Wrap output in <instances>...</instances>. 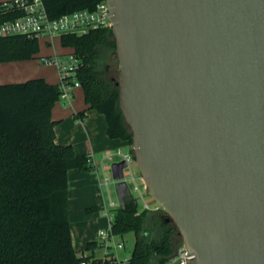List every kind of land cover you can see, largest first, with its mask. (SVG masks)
<instances>
[{
	"label": "water",
	"instance_id": "1",
	"mask_svg": "<svg viewBox=\"0 0 264 264\" xmlns=\"http://www.w3.org/2000/svg\"><path fill=\"white\" fill-rule=\"evenodd\" d=\"M106 1L135 163L189 264H264V0Z\"/></svg>",
	"mask_w": 264,
	"mask_h": 264
},
{
	"label": "trees",
	"instance_id": "2",
	"mask_svg": "<svg viewBox=\"0 0 264 264\" xmlns=\"http://www.w3.org/2000/svg\"><path fill=\"white\" fill-rule=\"evenodd\" d=\"M51 19L80 10H92L103 0H41ZM24 15L0 5V24ZM61 45L81 60L75 74L87 108L103 115L107 136L133 144L132 131L119 107V62L109 28L84 35L64 34ZM40 52L36 38L17 35L0 38V64L31 61ZM65 54V53H64ZM115 66L110 67L109 61ZM113 74L111 77L110 75ZM61 101L58 84L45 78L22 83L0 82V264H81L84 252L74 246L69 219V171L91 172L90 157L77 155L71 145L56 142L53 110ZM133 152V151H132ZM118 209L114 233L136 237L129 264H164L182 245L178 228L166 222L164 210L140 211L133 198ZM102 206L87 209L95 213ZM95 241L87 244L93 248Z\"/></svg>",
	"mask_w": 264,
	"mask_h": 264
},
{
	"label": "built area",
	"instance_id": "3",
	"mask_svg": "<svg viewBox=\"0 0 264 264\" xmlns=\"http://www.w3.org/2000/svg\"><path fill=\"white\" fill-rule=\"evenodd\" d=\"M9 8L20 9L24 15L11 21L0 24V38L9 36L25 35L42 41L44 44H51V38L55 35L77 34L84 35L91 30L99 28L111 29L113 23L110 19V6L106 0L99 2L92 10H80L51 19L41 0H12L5 3ZM67 59V61H66ZM40 62L46 65H54L59 74V88L61 90V100L70 102L75 96V92L80 88V83L75 79V74L81 66V60L74 53L57 54L54 56H45L40 58ZM121 156V160L128 163L125 170L124 180L128 183L132 198L136 199L142 210L160 211L163 210L160 205L151 207L144 200V196L138 185L137 178L132 175L127 177V170L135 162L134 154L123 152L119 149L116 154ZM117 181L105 178L104 185L109 188L112 183ZM138 192V196H133ZM120 208V202L117 199L109 198L102 205L101 211L106 218V225L100 230L96 245L93 248L85 249L84 259L81 264H129L131 257L125 256L124 241L120 240L121 235L114 233V221L116 213ZM193 255L186 249L184 244L170 256L164 264H189Z\"/></svg>",
	"mask_w": 264,
	"mask_h": 264
},
{
	"label": "crops",
	"instance_id": "4",
	"mask_svg": "<svg viewBox=\"0 0 264 264\" xmlns=\"http://www.w3.org/2000/svg\"><path fill=\"white\" fill-rule=\"evenodd\" d=\"M11 1L12 0H0V5H4ZM29 62L30 61L0 64V82L22 83L33 78H45L48 83H59V74L58 78L56 77L55 80L50 78L46 72H42L39 68L36 69L34 73H29L27 71ZM80 91L82 97L81 107H76L77 103L75 96L72 101L61 103V105L56 104L54 107L53 118L60 121L56 126V142L62 145H71L77 155H86L90 157L94 165V170L97 171L98 164L101 163L103 166L106 159H112V157L115 156L114 153H112V151L115 150L114 148H122L124 143L119 140L110 139L107 136L106 120L104 116L98 112L89 110L85 113L83 119L77 116L81 111L87 108L84 102L83 90L80 89ZM85 175V172H81L77 169L69 171V219L74 237V246L78 252L81 250L83 252L87 244L95 240L86 239L81 243L77 242L72 226L71 205H77L83 208L86 214H89L87 213V209L95 206H102L106 202L103 192L105 185L100 180L97 182L99 191L94 203L92 200L86 201L77 197L79 192L82 191L80 185L86 183L84 179L86 177ZM107 190L109 191V188H107Z\"/></svg>",
	"mask_w": 264,
	"mask_h": 264
},
{
	"label": "rangeland",
	"instance_id": "5",
	"mask_svg": "<svg viewBox=\"0 0 264 264\" xmlns=\"http://www.w3.org/2000/svg\"><path fill=\"white\" fill-rule=\"evenodd\" d=\"M4 6V5H3ZM60 35H55L54 37L51 38V44H44L42 41H40V52L37 54V58L34 60H31L29 62V68L28 72L29 73H34L36 69L42 70V72H46L50 78L55 79L56 77L58 78V71L57 68L54 65H46L40 62L41 57L45 56H54L57 54L61 53H66L69 51V48H65L61 45L60 41ZM67 61V59H66ZM110 67L115 66V61L110 60L109 62ZM113 74L110 75V77ZM115 79L118 80V75L114 73ZM75 99H76V107L79 108L82 105V100H81V91L80 89H77L75 92ZM65 101H60L57 104L61 105V103H64ZM69 106V105H68ZM85 129V128H84ZM115 150L112 151V153L116 154L119 149H123V152L127 153L130 152L133 154V146L124 143L122 148H114ZM121 160V156L115 155L112 157V159H106L104 162V165L102 166L101 163L98 164L97 166V171L92 170L91 173H86V177L84 178L86 183L80 185V189L82 191L79 192V195L77 196L78 198H81V200H92L93 203L97 199V193H98V188H97V182L98 180L102 181L104 183L105 178H110L113 179L112 177V165L115 162H119ZM127 172V177H131L134 175L137 178V183L141 189V192L144 196V200L149 206L154 207L158 206L156 201L149 195L148 189L145 186V183L142 179L141 173L138 169L137 164L134 162L131 165V168L126 171ZM98 177V178H97ZM104 195H105V200L108 201L109 198L112 199H117L116 195V187L115 183H112L109 187V191L107 190V187L104 186ZM138 192H134L133 196L136 198L138 196ZM143 203V200H140L139 203V208H141V205ZM71 218H72V226L73 230L75 233V238L77 242L81 243L83 240L86 239H93L96 240L98 239L99 236V230L103 229V227L106 225V218L104 216V213L100 210L98 212L92 213V214H86L83 208L78 207L77 205L72 204L71 205ZM141 211V209H140ZM120 240L124 241L125 243V250L123 251V254L125 256L131 257L134 245H135V240L136 237L133 233L126 234L123 237H120ZM85 251V249H83ZM83 251V252H84ZM79 253H82V250L79 251Z\"/></svg>",
	"mask_w": 264,
	"mask_h": 264
}]
</instances>
